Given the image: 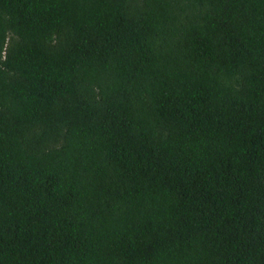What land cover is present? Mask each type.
<instances>
[{
    "label": "trees",
    "instance_id": "16d2710c",
    "mask_svg": "<svg viewBox=\"0 0 264 264\" xmlns=\"http://www.w3.org/2000/svg\"><path fill=\"white\" fill-rule=\"evenodd\" d=\"M0 264H264V0H0Z\"/></svg>",
    "mask_w": 264,
    "mask_h": 264
}]
</instances>
